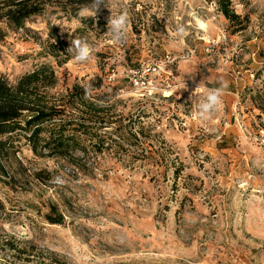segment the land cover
Instances as JSON below:
<instances>
[{"label":"rangeland","instance_id":"obj_1","mask_svg":"<svg viewBox=\"0 0 264 264\" xmlns=\"http://www.w3.org/2000/svg\"><path fill=\"white\" fill-rule=\"evenodd\" d=\"M89 1L39 0L23 27L0 21L11 82L45 62L52 94L85 91L104 108L93 120L83 105L67 108L79 131L65 156L35 154L22 129L8 134L0 264H264V0H233L236 22L216 0H108L96 15ZM123 11L127 39L115 44L108 18ZM74 39L92 46L91 62L67 52ZM53 41L69 54L62 65ZM146 62L162 72L158 94L140 98L127 69ZM221 77L222 108L200 121L189 96Z\"/></svg>","mask_w":264,"mask_h":264},{"label":"trees","instance_id":"obj_2","mask_svg":"<svg viewBox=\"0 0 264 264\" xmlns=\"http://www.w3.org/2000/svg\"><path fill=\"white\" fill-rule=\"evenodd\" d=\"M213 1V0H209ZM220 11L232 22L240 21V16L232 8L233 0H216ZM67 5L74 9L88 6L89 0H65ZM39 0H0V21L7 18L16 28H21L25 20L40 9ZM238 30L246 29L245 25H238ZM4 39L0 36V40ZM49 54L56 58L59 65L69 60L65 48L50 43ZM62 56L64 58L62 59ZM57 83V74L54 67L48 63H41L33 70L23 73L15 82H11L0 72V153H4L11 141L8 134L22 129L26 132L27 140L33 152L47 156H65L75 147L74 140L79 125L75 119H65L64 114L68 107L85 106L87 113L92 117L103 113L104 108L86 98V92H75L67 99L64 95H55L51 89ZM91 126H85L89 128ZM73 130L74 133H67ZM49 134L50 137H44ZM8 135L6 139H1ZM47 151H40L41 148ZM46 152V153H42ZM51 222L61 224L62 219H51Z\"/></svg>","mask_w":264,"mask_h":264},{"label":"clouds","instance_id":"obj_3","mask_svg":"<svg viewBox=\"0 0 264 264\" xmlns=\"http://www.w3.org/2000/svg\"><path fill=\"white\" fill-rule=\"evenodd\" d=\"M102 4L108 7V0H93L94 15H96L97 10ZM128 24L129 18L126 11L108 18V31L111 33L112 40L115 44H123L126 41ZM177 34L186 35L182 27L178 28ZM67 52L74 53V61L82 64L91 62L94 49L86 40L74 39L71 40ZM215 83L218 86L208 88L200 82L189 96L190 100L195 101L196 114L200 121H211L222 108V97L228 89L229 84L223 77L215 81ZM181 87L186 89L187 86L185 84Z\"/></svg>","mask_w":264,"mask_h":264},{"label":"built area","instance_id":"obj_4","mask_svg":"<svg viewBox=\"0 0 264 264\" xmlns=\"http://www.w3.org/2000/svg\"><path fill=\"white\" fill-rule=\"evenodd\" d=\"M208 52L215 51V44L211 43L207 47ZM162 68L160 63H150L146 62L142 65H137L130 67L127 69V75L129 77L130 82V94L142 97V98H148L152 96H156L158 94L157 88L154 87V89H151V86H153V76L161 75ZM153 78V79H152ZM122 91V89H119Z\"/></svg>","mask_w":264,"mask_h":264},{"label":"bare ground","instance_id":"obj_5","mask_svg":"<svg viewBox=\"0 0 264 264\" xmlns=\"http://www.w3.org/2000/svg\"><path fill=\"white\" fill-rule=\"evenodd\" d=\"M203 25V24H202ZM204 27H206L205 25H203Z\"/></svg>","mask_w":264,"mask_h":264}]
</instances>
